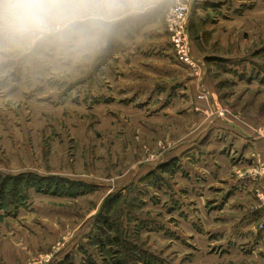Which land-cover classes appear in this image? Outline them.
Listing matches in <instances>:
<instances>
[{
	"label": "rangeland",
	"instance_id": "374dc122",
	"mask_svg": "<svg viewBox=\"0 0 264 264\" xmlns=\"http://www.w3.org/2000/svg\"><path fill=\"white\" fill-rule=\"evenodd\" d=\"M177 1L196 69L170 42ZM99 7L0 44V264H264V165L240 166L221 132L230 119L264 141V93L246 84L264 85V0Z\"/></svg>",
	"mask_w": 264,
	"mask_h": 264
},
{
	"label": "clouds",
	"instance_id": "9594fccd",
	"mask_svg": "<svg viewBox=\"0 0 264 264\" xmlns=\"http://www.w3.org/2000/svg\"><path fill=\"white\" fill-rule=\"evenodd\" d=\"M113 0H0V44H33L59 37L81 16H95Z\"/></svg>",
	"mask_w": 264,
	"mask_h": 264
},
{
	"label": "crops",
	"instance_id": "0c3cea01",
	"mask_svg": "<svg viewBox=\"0 0 264 264\" xmlns=\"http://www.w3.org/2000/svg\"><path fill=\"white\" fill-rule=\"evenodd\" d=\"M207 10H210V9L208 8ZM191 55H192L193 59L196 58L195 49H194V46L192 45V42H191ZM167 60L168 59L164 60L166 65L162 66V68L168 70L169 72L171 71L172 77L174 76V74L177 77H179L178 74L182 70L180 71L178 69H181V68H179L173 64L171 66V63H169ZM200 64H201V62H200ZM204 66L205 65L203 63L200 66H198L197 75L195 76L196 78H193L194 80H192L186 84V85H190V84L193 85L192 87H193L194 96H196L198 89L195 88L193 83H195L196 80L198 81V83H200L201 78L203 76L202 73L204 71ZM179 78H177V80ZM128 80H129V77H128ZM241 83H243V82L239 81V84H241ZM114 84L119 85L120 82L119 81L113 82V85ZM179 84H181V86H183L182 89H184L185 84L182 80H180ZM246 84L250 85L249 88H252V87H254V85L255 86L257 85V87H259L260 90L264 93V85L263 84L258 85V83H256V81H251L250 83H246ZM257 87L252 88V89H258ZM211 94H213L211 96V100H213V99L216 100L215 90ZM227 98H230V97H227ZM233 98H234V96L231 97V99H233ZM254 124L255 123H253L252 125L255 126ZM257 130H258V127L255 128L253 131L249 130L248 128L243 127L242 125H241V127H238L237 125L233 124L230 119H229V122L225 123L223 128H222L221 132L223 134H226V136H228V140L231 143V145H230L231 148L232 149L237 148V150L241 152V158L239 160L240 162L238 163L240 166L245 165L247 167H250L252 165H257V164L264 165V141L263 140H257L254 138V136H252V134H254Z\"/></svg>",
	"mask_w": 264,
	"mask_h": 264
},
{
	"label": "built area",
	"instance_id": "2783aa9c",
	"mask_svg": "<svg viewBox=\"0 0 264 264\" xmlns=\"http://www.w3.org/2000/svg\"><path fill=\"white\" fill-rule=\"evenodd\" d=\"M170 42L178 60L190 68L196 69L191 55L189 37V8L182 2L172 4L167 18ZM264 172V168L262 169Z\"/></svg>",
	"mask_w": 264,
	"mask_h": 264
},
{
	"label": "trees",
	"instance_id": "16d2710c",
	"mask_svg": "<svg viewBox=\"0 0 264 264\" xmlns=\"http://www.w3.org/2000/svg\"><path fill=\"white\" fill-rule=\"evenodd\" d=\"M157 16L155 15H141L139 17H136L134 19H130V21L128 23H137L138 25L142 26L150 21H153ZM122 27H119L118 29H121ZM17 178V177H16ZM8 179H10L8 176H0V210H2V206H1V202L3 200V196H4V190L6 188V184L8 183ZM39 192L42 190H38Z\"/></svg>",
	"mask_w": 264,
	"mask_h": 264
}]
</instances>
